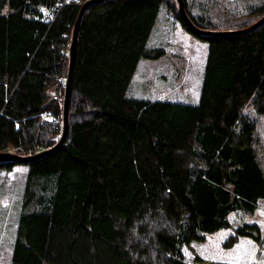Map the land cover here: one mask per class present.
Returning <instances> with one entry per match:
<instances>
[{
	"label": "trees",
	"instance_id": "trees-1",
	"mask_svg": "<svg viewBox=\"0 0 264 264\" xmlns=\"http://www.w3.org/2000/svg\"><path fill=\"white\" fill-rule=\"evenodd\" d=\"M83 1L0 0V152L47 150L0 160V168H28L11 260L2 264H190L183 246L230 228V213L252 214L264 197L248 112L264 114V22L197 34L173 0L91 2L79 19L72 117L54 146L59 106L48 88L66 78ZM162 3L208 41L196 104L125 95L138 60L161 53L145 43ZM251 11L254 19L215 29L205 15L189 16L200 28L236 29L264 14V2ZM240 235L262 242L256 222L226 239Z\"/></svg>",
	"mask_w": 264,
	"mask_h": 264
},
{
	"label": "rangeland",
	"instance_id": "rangeland-1",
	"mask_svg": "<svg viewBox=\"0 0 264 264\" xmlns=\"http://www.w3.org/2000/svg\"><path fill=\"white\" fill-rule=\"evenodd\" d=\"M173 1L177 11L178 3ZM263 2L264 0H185L182 3H185L184 10L186 14L188 12V17L190 13L193 16L194 14L205 15L215 29L226 26L227 21H229L227 25H238L235 23L238 20L242 19L246 22V19L247 21L254 19L258 13L252 12L251 9ZM155 17L145 44L148 48H158L161 53L154 57H141L138 60L134 73L127 83L125 95L147 100L162 99L196 104L208 41L185 29L173 11L163 3ZM66 72L67 69L63 73L66 74ZM65 79L64 76L60 86L54 87L53 84L48 88L50 99L58 102L59 106L58 116H55L59 128L58 133L55 134L57 138L62 131L61 112ZM72 99L71 95L68 99L70 100L67 112L68 123L74 109ZM49 112L46 111L43 114L53 118ZM248 112L250 119L256 124V150L264 171V114L259 115L251 108H248ZM2 151L22 155L10 145ZM26 166L19 163L10 169L0 168V264L9 263L11 260L14 233L22 209V194L28 171ZM253 211L252 214L241 211L230 213V228L218 229L206 234L202 241H192L189 245L183 246L181 254L184 259L190 264H249L252 261L264 263V197L257 199L256 208ZM241 222H256L259 225L262 231L260 246L248 236L240 235L233 242L226 239L232 232V228Z\"/></svg>",
	"mask_w": 264,
	"mask_h": 264
},
{
	"label": "water",
	"instance_id": "water-1",
	"mask_svg": "<svg viewBox=\"0 0 264 264\" xmlns=\"http://www.w3.org/2000/svg\"><path fill=\"white\" fill-rule=\"evenodd\" d=\"M96 0H84L79 7L76 19H74V24L72 27V31H71V38H70V42H69V46L68 47V64H67V72H66V79H65V86H64V96H63V110H62V131H61V135L59 137V139H57L55 145L60 144L63 141V138H65L66 132H67V128H68V103H69V97H70V92H71V85H72V73H73V65H74V57H75V45H76V39H77V32H78V27H79V23L82 16V13L84 11V9L87 7V5H89L91 2H94ZM177 1L176 3H178V16L182 19V21L184 22V24L188 27V29H190L192 32L197 33V34H228V33H235V32H242V31H247L250 30L254 27H256L257 25H260L261 23L264 22V14H262L258 19H256L254 22H252L251 24L244 26L242 28H236V29H220V30H212V29H205V28H200L198 26H196L192 20L190 19V17L187 16L186 11L184 10V4L182 3L183 0H175ZM52 146V147H54ZM51 147V148H52ZM50 148V149H51ZM47 151V150H45ZM44 150L39 152V153H35L34 155H17L15 153H1L0 152V160L1 159H15L18 160L20 162H25L28 161V159H31L33 157H35L36 155H39L40 153L45 152Z\"/></svg>",
	"mask_w": 264,
	"mask_h": 264
},
{
	"label": "built area",
	"instance_id": "built-area-1",
	"mask_svg": "<svg viewBox=\"0 0 264 264\" xmlns=\"http://www.w3.org/2000/svg\"><path fill=\"white\" fill-rule=\"evenodd\" d=\"M46 15L50 16L51 15V11H48Z\"/></svg>",
	"mask_w": 264,
	"mask_h": 264
}]
</instances>
